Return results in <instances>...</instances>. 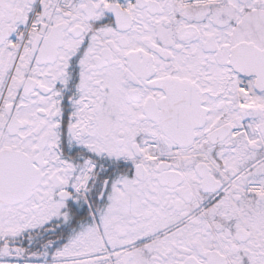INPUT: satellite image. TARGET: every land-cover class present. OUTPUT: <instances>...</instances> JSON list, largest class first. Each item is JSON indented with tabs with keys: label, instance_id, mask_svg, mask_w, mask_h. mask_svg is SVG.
I'll return each mask as SVG.
<instances>
[{
	"label": "snow or ice",
	"instance_id": "snow-or-ice-1",
	"mask_svg": "<svg viewBox=\"0 0 264 264\" xmlns=\"http://www.w3.org/2000/svg\"><path fill=\"white\" fill-rule=\"evenodd\" d=\"M0 264H264V0H0Z\"/></svg>",
	"mask_w": 264,
	"mask_h": 264
}]
</instances>
